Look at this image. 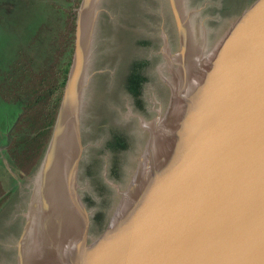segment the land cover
<instances>
[{
  "label": "rangeland",
  "instance_id": "1",
  "mask_svg": "<svg viewBox=\"0 0 264 264\" xmlns=\"http://www.w3.org/2000/svg\"><path fill=\"white\" fill-rule=\"evenodd\" d=\"M250 1L181 0L177 8L176 0H96L81 109L82 155L68 196L63 174L79 157L70 129L55 191L68 208L60 211L65 225L57 233L69 234L70 224L82 231L89 216L94 232L116 184L127 197L124 181L144 122L166 101L169 85L178 88L202 75V44L212 43ZM80 2L0 0V264L30 262L32 232L48 222L53 183L50 173L44 176L46 153L74 57ZM192 9L183 20V11ZM182 34L200 61H192L188 49H175ZM182 64L192 69H180ZM51 239L42 234L30 264H54L57 238Z\"/></svg>",
  "mask_w": 264,
  "mask_h": 264
},
{
  "label": "water",
  "instance_id": "2",
  "mask_svg": "<svg viewBox=\"0 0 264 264\" xmlns=\"http://www.w3.org/2000/svg\"><path fill=\"white\" fill-rule=\"evenodd\" d=\"M95 3L77 7L74 57L45 160L44 176L60 178L73 130L79 157L63 171L68 196L82 155ZM193 11L184 10L183 20ZM188 44L182 34L175 49ZM202 48L211 51L198 63L202 75L169 85L166 101L144 122L124 181L127 197L116 184L95 234L90 216L82 231L67 223L69 234L55 239L54 264H264V0L248 2Z\"/></svg>",
  "mask_w": 264,
  "mask_h": 264
},
{
  "label": "bare ground",
  "instance_id": "3",
  "mask_svg": "<svg viewBox=\"0 0 264 264\" xmlns=\"http://www.w3.org/2000/svg\"><path fill=\"white\" fill-rule=\"evenodd\" d=\"M186 45V44H185ZM190 52V58L193 59V58H196V56L193 57V54H192V47L188 44L186 46V48L184 50H187ZM191 49V50H190ZM186 51V52H188ZM199 57V56H198ZM191 62V60L189 61ZM197 62V61H196ZM199 74V73H198ZM197 75V74H196ZM200 77V75H199ZM196 78V77H194ZM62 172V171H61ZM54 174V177H53V180H52V187H53V190L51 191L49 189V194L51 196V198L55 199L56 200V205L53 207V209H48V214H47V220L48 222L45 223L44 227L40 230V225H38V228L35 227L36 229L33 230L32 232V235H31V243L28 247V258H29V261L27 264H30L31 261L33 259H35V256H36V252H37V247H38V242H40L42 240V234H48L49 236V239L53 238L54 236L58 239L60 236L59 233H57V229L56 227H61L62 225V228L64 227V221L61 219V210L63 209V207L66 208L65 206V202L63 201V199H61V197L58 196V192H55L56 191V184H58V179H59V176L56 175V172L54 171L53 172ZM61 177V176H60ZM51 179V178H50ZM46 180V179H45ZM48 181V179L46 180ZM47 186V185H46ZM51 187V188H52ZM44 190V189H43ZM45 192V190H44ZM43 192V193H44ZM42 193V194H43ZM41 194V193H40ZM41 194V195H42ZM46 194V193H45ZM44 200V199H42ZM64 208V209H65ZM43 210H45L43 208ZM47 211V210H46ZM42 215V214H41ZM33 217V216H32ZM42 217V216H41ZM43 222V221H42ZM40 222V223H42ZM66 228V227H65ZM67 233V232H66ZM46 239V238H45ZM48 240V239H47ZM52 240V239H51ZM43 243V242H42ZM27 244V243H26ZM46 245V244H45ZM46 247V246H45ZM39 248H42V247H39ZM50 248V247H49ZM43 249V248H42ZM50 251V250H49ZM52 256V255H51ZM37 263V262H36Z\"/></svg>",
  "mask_w": 264,
  "mask_h": 264
},
{
  "label": "trees",
  "instance_id": "4",
  "mask_svg": "<svg viewBox=\"0 0 264 264\" xmlns=\"http://www.w3.org/2000/svg\"><path fill=\"white\" fill-rule=\"evenodd\" d=\"M136 72V71H135ZM133 73V75L132 74H129V76H128V82H130L131 83V81L133 80L132 78H133V76L136 74V73ZM135 77H136V75H135ZM133 82V81H132Z\"/></svg>",
  "mask_w": 264,
  "mask_h": 264
}]
</instances>
